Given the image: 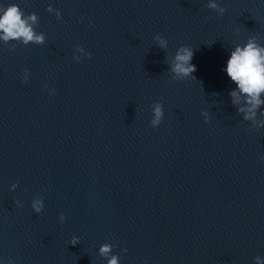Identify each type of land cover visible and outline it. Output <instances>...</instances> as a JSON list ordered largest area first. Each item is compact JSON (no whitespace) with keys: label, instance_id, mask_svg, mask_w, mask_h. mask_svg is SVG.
<instances>
[{"label":"water","instance_id":"1","mask_svg":"<svg viewBox=\"0 0 264 264\" xmlns=\"http://www.w3.org/2000/svg\"><path fill=\"white\" fill-rule=\"evenodd\" d=\"M0 2L35 12L47 34L42 45L0 40V256L106 264L98 248L111 242L113 252L128 249L120 264L264 257V128L236 112L222 71L233 41L264 44V0H221L223 16L207 0ZM78 44L91 58L73 59ZM182 44L193 47L196 79L167 72ZM157 100L165 115L154 128Z\"/></svg>","mask_w":264,"mask_h":264},{"label":"clouds","instance_id":"2","mask_svg":"<svg viewBox=\"0 0 264 264\" xmlns=\"http://www.w3.org/2000/svg\"><path fill=\"white\" fill-rule=\"evenodd\" d=\"M207 7L216 11L217 16H223L227 11L221 0H207ZM47 10L53 13L57 19L62 18V10L48 6ZM37 23L35 12H27L20 3L0 2V40L4 43L18 41L20 44L28 45L30 43L42 45L47 39L44 31L37 32L34 25ZM156 45L161 49H167L169 41L167 37L156 33L153 36ZM229 54L225 61L222 71L229 78L234 87L228 91L231 104L235 107L236 112L242 116L243 121L249 122L251 128H264V44L260 43L254 36H248L243 42H232L228 50ZM194 55L193 47L182 44L176 47L171 58L167 60V72L173 80H184L195 78L193 73L196 71V65L193 64ZM92 53L82 45H76L73 53V59L80 62L83 57L91 58ZM30 70L25 68L21 77L22 83L30 80ZM49 94H54L55 89L44 85ZM151 119L149 121L152 127H158L164 119V104L161 101H153L150 105ZM201 115L207 123L211 115L207 109L201 110ZM18 187V182H13L9 186L10 191ZM16 207H23L24 201L15 199ZM32 210L39 214L45 208L43 196L36 195L30 201ZM66 216L63 212L59 214V221L63 223ZM81 240L78 235H73L69 243L75 245ZM115 245L111 242H104L99 245L98 253L106 260V264H120L121 254L127 253V248H121L119 252H113ZM255 264H264V257H254ZM0 264H16L13 259H5L0 256ZM147 264V261H145Z\"/></svg>","mask_w":264,"mask_h":264}]
</instances>
